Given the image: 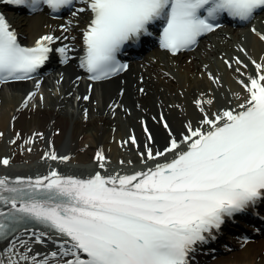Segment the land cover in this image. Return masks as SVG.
Wrapping results in <instances>:
<instances>
[{"label": "snow or ice", "instance_id": "snow-or-ice-1", "mask_svg": "<svg viewBox=\"0 0 264 264\" xmlns=\"http://www.w3.org/2000/svg\"><path fill=\"white\" fill-rule=\"evenodd\" d=\"M0 2L32 13L45 5L52 13L70 12L67 23L58 26L60 35L50 29L25 44L0 11V83L39 76L53 52L63 63L75 58L92 81H102L129 68L120 54L144 37H157L159 47L176 56L221 29L226 16L251 24L264 11V0ZM82 13L88 19L81 28ZM74 30H79V44ZM250 31L264 42V30L251 24ZM220 58L242 89L233 93L234 106L232 100L220 105L217 95L201 92L194 100L198 115L186 117L180 131L161 111L159 122L168 133L161 146L145 120L143 143L134 131L120 142L135 145L138 170L109 173L111 157L101 147L95 153L100 170L94 174L65 175L53 168L46 175L0 176V264H191L192 254L215 239L227 220L264 203V55L257 58L237 43L232 55L221 52ZM203 67L200 75H207L216 90L222 88V77L210 64ZM39 83L24 107L37 95ZM90 98L91 85L83 99ZM43 136L35 132L24 143ZM42 158L69 162L72 157L52 147ZM12 162L11 156L0 158L4 166ZM243 239L247 243L251 237ZM50 242L54 247L47 252L36 250L37 244Z\"/></svg>", "mask_w": 264, "mask_h": 264}, {"label": "bare ground", "instance_id": "bare-ground-1", "mask_svg": "<svg viewBox=\"0 0 264 264\" xmlns=\"http://www.w3.org/2000/svg\"><path fill=\"white\" fill-rule=\"evenodd\" d=\"M4 5L0 2V11ZM2 12L25 44L33 43L40 34L50 29L60 35L63 30L58 26L67 23L69 18L66 16L54 21L43 13L20 17L11 12ZM87 19L88 15L82 13L81 28ZM251 24L264 30V13ZM251 24L246 28L224 27L217 30L201 41L196 51L186 53L185 59L155 50L147 59L132 64L122 75L95 84L87 81L86 72L78 66L75 58L63 63L58 53L53 52V63L58 67L49 73L32 82L0 85V131L5 133L4 137H0V158L8 155L13 160L10 166L0 164V176L46 175L51 169L41 168L43 163L55 166L65 175L87 176L100 170L94 160L96 151L101 147L111 157L107 171L118 166H132L128 168L138 170L141 160L135 145L122 146L120 142L128 139L134 131L143 143L145 120L154 134L156 145L161 146L168 135L159 122L161 111L173 129L180 131L186 117L198 115L194 100L201 92L217 95L220 105L232 100L234 106L233 93H239L242 89L233 71L220 58V53L232 55L235 45L244 43L252 55L257 58L264 55V42L250 31ZM72 34L77 36L79 44V30H74ZM206 63L210 64L216 75L222 77V88L216 90L214 82L207 75H200L206 71L203 67ZM248 70L254 69L250 65ZM36 81H40L37 95L29 101L28 107H24L27 94L36 91ZM90 85L91 98L85 100L83 97L88 95ZM140 88L145 91L140 92ZM182 88L183 92L180 91ZM209 88L214 91L209 93ZM121 89L124 90L123 94ZM40 93L43 94L42 98ZM85 109H88L87 119L84 116ZM57 128L61 131L56 132ZM35 132H42L44 136L34 143L25 144L24 141ZM13 139H16V144L11 143ZM52 147L59 155L70 154L71 160L61 162L42 158L43 153ZM27 148L32 150H24ZM121 158L125 161L137 160L138 163L120 164ZM261 215L264 220V212ZM263 227L264 221L262 224L258 221L257 229L261 231ZM234 244L236 248L232 252L217 256L208 254V249L201 245L192 254L191 264H264V237L247 243L239 237L234 240ZM52 247L54 244L51 242L47 247L37 244L36 250L47 252Z\"/></svg>", "mask_w": 264, "mask_h": 264}, {"label": "rangeland", "instance_id": "rangeland-1", "mask_svg": "<svg viewBox=\"0 0 264 264\" xmlns=\"http://www.w3.org/2000/svg\"><path fill=\"white\" fill-rule=\"evenodd\" d=\"M18 16H20V17H23L22 15H18ZM202 47V46H201ZM182 58H187V56L186 55H184V56H182ZM95 161V160H94ZM135 163H137V160H135L134 161ZM74 166H78V165H74ZM84 167V169L85 168H88V167H86V166H81L80 168H83ZM41 168H44V169H53V168H55V166H53V165H50V164H48V163H43L42 165H41ZM77 168H79V167H77ZM62 169V168H61ZM201 264H203V262L201 263Z\"/></svg>", "mask_w": 264, "mask_h": 264}]
</instances>
